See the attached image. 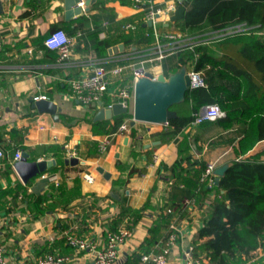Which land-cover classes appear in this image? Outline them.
<instances>
[{"label": "crops", "instance_id": "1", "mask_svg": "<svg viewBox=\"0 0 264 264\" xmlns=\"http://www.w3.org/2000/svg\"><path fill=\"white\" fill-rule=\"evenodd\" d=\"M85 1L86 11L66 20L64 0H0V247L5 264H30L47 252L68 256L67 264H93V253L76 252L61 238L70 227L77 236L99 244L109 230L132 228L115 264H134L141 254H158L166 247L170 225L176 228L177 239L167 264H189L185 253L209 213V200L222 194L201 182L200 165L214 163L216 169L228 165L234 158L231 146L207 144L221 133L220 142L230 135L212 126L171 136L166 125L139 122L129 134L106 133L119 119L95 120L100 106L78 105L68 90V78L88 74L93 59L109 60L108 71L137 64L139 56L154 47L156 31L175 30L174 11L148 26L143 12L131 3ZM155 1L160 8L169 4ZM127 24L136 29L125 30ZM56 29L73 41L71 56L61 65L43 46ZM126 36L130 40L124 44ZM99 42L108 46L100 49ZM120 45L122 50L113 52ZM111 79V90L133 86L129 71ZM41 98L57 106V120L31 108L32 101ZM110 102L107 97L102 104ZM104 138L109 143L99 152ZM184 142L188 152L181 154ZM262 147L264 141L248 155L262 153ZM16 152L25 153L28 162L53 160L57 169L24 184L11 166ZM155 154L159 160L152 165ZM67 159L78 163L67 164ZM83 174L94 182L85 183ZM164 216L169 225L158 229ZM246 264H264V253L256 252Z\"/></svg>", "mask_w": 264, "mask_h": 264}, {"label": "trees", "instance_id": "2", "mask_svg": "<svg viewBox=\"0 0 264 264\" xmlns=\"http://www.w3.org/2000/svg\"><path fill=\"white\" fill-rule=\"evenodd\" d=\"M171 22L174 31L197 42L177 48L164 58L162 74L167 77L185 67L200 75L203 86L190 89L184 102L171 108L177 116L168 122L169 135L180 133L203 107L217 105L224 117L197 127L209 130L216 126L227 131V139L220 142L221 133L209 140L207 146L224 144L231 146L234 153L218 185L217 178H211L210 190L222 194L209 200V213L190 245L192 258L199 264H246L256 252L264 253V152L248 155L264 141V0L176 1ZM238 25L254 28L261 35L250 31L218 41L205 38ZM129 40L124 37L123 43ZM210 42L212 46H208ZM96 46L104 49L108 45L99 42ZM122 118L124 115L106 133L116 132ZM183 152H188L186 142L180 153ZM182 159H178L176 166ZM200 166L204 170L206 165ZM56 169L53 166L46 172ZM168 225L169 218L164 216L158 229Z\"/></svg>", "mask_w": 264, "mask_h": 264}, {"label": "built area", "instance_id": "3", "mask_svg": "<svg viewBox=\"0 0 264 264\" xmlns=\"http://www.w3.org/2000/svg\"><path fill=\"white\" fill-rule=\"evenodd\" d=\"M176 0H169L164 8L157 7L155 0H131V4L134 8L140 9L144 14L145 22L154 24L158 17L166 16L173 12L175 9ZM82 11H85V2L80 0L77 4ZM246 29L244 25H238L233 28L226 29L222 32L214 33V38L209 41H218L226 36L245 33L241 29ZM127 31H133L136 29L134 25L127 24L124 26ZM155 34L154 47L148 50L145 54L139 56L137 64L130 62L123 66H115L112 70H107L105 64L109 60H90V70L88 74H84L79 77H71L67 80L68 90L71 97L78 105L83 107L98 106L100 103L108 97L111 102L107 105L110 107L114 103L121 104L123 107L130 109L133 98V86L129 88L116 86L111 90V78L114 80L120 78L125 71H129L133 84L141 77H144L146 73L152 75L153 80L161 72V63L164 58L171 54V52L184 45L192 44L193 38H186L178 31L167 32L160 34L157 31ZM80 34L77 33V36ZM264 37V36H263ZM197 42V41H196ZM45 49L52 51L56 54V62L58 64H64L71 56L73 41L62 29H56L52 31L43 41ZM187 75L190 80V89H196L203 86V80L199 74L192 70H187ZM131 101V104H130ZM224 117V112L220 110L217 105H209L203 107L198 114L194 116L192 122L186 126L182 131H189L204 122H215L218 119ZM130 120L131 118H125L118 126L115 133L118 134H129L130 133ZM109 141L107 138L101 140L98 151L104 152ZM3 158V152L0 149V161ZM20 158V153L16 152L13 156L11 166L14 165ZM158 155H153L151 164L155 165L158 163ZM215 164L209 163L206 165L202 172L201 182H203L208 189L211 188L213 182L211 181L214 176ZM82 180L87 184H92L94 179L89 174H83ZM166 213H171L170 210H166ZM171 232L166 241V247L158 254H141L134 264H167V257L170 252V248L175 244L177 239L176 228L173 225L169 227ZM75 228L70 227L66 229L61 238L65 244L72 248L76 252H91L93 253L94 260L93 264H115L120 248L129 240L132 236V228L130 227H119L117 229L109 230L106 235L104 242L99 244L94 240L88 238H82L75 234ZM186 258L189 260V264H199L198 261H194L192 258V248L188 247ZM69 261L68 256L60 254L47 253L37 257L30 264H67ZM0 264H5V256L3 248L0 247Z\"/></svg>", "mask_w": 264, "mask_h": 264}, {"label": "water", "instance_id": "4", "mask_svg": "<svg viewBox=\"0 0 264 264\" xmlns=\"http://www.w3.org/2000/svg\"><path fill=\"white\" fill-rule=\"evenodd\" d=\"M79 1L80 0H64L66 20H70L73 16H79L81 14L82 10L77 6ZM176 1L181 3L187 0ZM85 5H89V2L85 1ZM73 7L76 8L72 10ZM148 26H151L150 22H148ZM122 48V45L118 46V48H113V52H116L117 49L122 50ZM189 90L190 80L185 67L179 68L176 72L167 77L160 74L154 80L151 74L146 73L144 77L139 78L133 84V98L129 110L118 103H114L110 107H104L103 104L100 103V109L95 115V120H111L112 118H119L129 113L131 115L130 127H133L136 122L167 126L168 122L177 116L176 112L171 108L183 103ZM31 108L38 113L49 114L53 116L55 120L58 119L56 115L58 108L49 100L43 98L34 100L32 101ZM65 163L74 165L77 164L78 161L76 159H67ZM53 166H55L53 160L28 162V156L22 153L19 160L14 163L13 169L20 180L26 184ZM227 168L228 165L222 166L214 171V175L217 178L216 185H218L219 178L224 174ZM98 172L100 174L104 173L101 168L98 169ZM104 177L107 178L108 174H105Z\"/></svg>", "mask_w": 264, "mask_h": 264}, {"label": "rangeland", "instance_id": "5", "mask_svg": "<svg viewBox=\"0 0 264 264\" xmlns=\"http://www.w3.org/2000/svg\"><path fill=\"white\" fill-rule=\"evenodd\" d=\"M241 30H243L244 32L246 31V32H250V31H252V34H254V35H261V33L260 32H256L255 31V29L254 28H246V29H241ZM215 36H214V34H208V35H206V39H210V40H212L213 38H214ZM130 104H131V101H130ZM131 107V106H130ZM130 114L129 113H127L126 115H124V118H130ZM263 148V147H262ZM264 149V148H263ZM262 152H264V151H262ZM232 154H234L233 152H232ZM226 158V157H225Z\"/></svg>", "mask_w": 264, "mask_h": 264}]
</instances>
